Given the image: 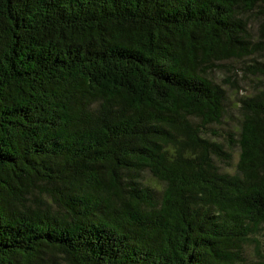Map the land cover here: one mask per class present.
Returning <instances> with one entry per match:
<instances>
[{
    "label": "trees",
    "instance_id": "obj_1",
    "mask_svg": "<svg viewBox=\"0 0 264 264\" xmlns=\"http://www.w3.org/2000/svg\"><path fill=\"white\" fill-rule=\"evenodd\" d=\"M257 55L264 0H0V264H264Z\"/></svg>",
    "mask_w": 264,
    "mask_h": 264
},
{
    "label": "rangeland",
    "instance_id": "obj_2",
    "mask_svg": "<svg viewBox=\"0 0 264 264\" xmlns=\"http://www.w3.org/2000/svg\"><path fill=\"white\" fill-rule=\"evenodd\" d=\"M251 24L253 25L255 30L258 27V19H251L250 20ZM254 61H264V55L262 56H255L253 57V59H248L244 62H240V61H236V62H232L231 64L234 66V71L238 72L239 77L242 75V69L243 67H245L248 64L253 63ZM221 76H225V74L223 72L219 73ZM261 87V84L259 83V81L257 79L254 78H246L244 80H242V87H241V92L239 95H234L235 98H239L240 96L243 95H250V94H254L256 93ZM231 93V92H230ZM234 98L233 101L230 102V105L232 107V116H230L229 114H227V118H229V123L228 126L229 128H231L233 130V128L236 126V124L238 123V117H239V106L237 105V100ZM231 154V158L233 160V162L236 163V161L238 160L239 154L237 149L235 148L232 152H230ZM234 163V165H235Z\"/></svg>",
    "mask_w": 264,
    "mask_h": 264
}]
</instances>
